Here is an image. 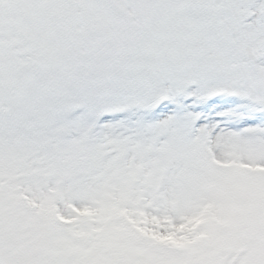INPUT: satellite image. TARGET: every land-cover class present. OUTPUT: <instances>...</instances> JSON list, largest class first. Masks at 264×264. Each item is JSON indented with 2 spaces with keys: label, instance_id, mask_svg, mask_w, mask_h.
<instances>
[{
  "label": "snow or ice",
  "instance_id": "snow-or-ice-1",
  "mask_svg": "<svg viewBox=\"0 0 264 264\" xmlns=\"http://www.w3.org/2000/svg\"><path fill=\"white\" fill-rule=\"evenodd\" d=\"M0 264H264V0H0Z\"/></svg>",
  "mask_w": 264,
  "mask_h": 264
}]
</instances>
